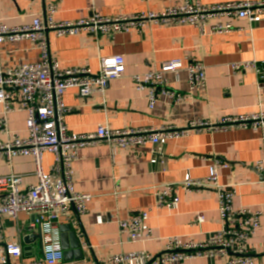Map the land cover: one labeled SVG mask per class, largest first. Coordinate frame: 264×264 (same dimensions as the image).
<instances>
[{
  "label": "crops",
  "instance_id": "obj_1",
  "mask_svg": "<svg viewBox=\"0 0 264 264\" xmlns=\"http://www.w3.org/2000/svg\"><path fill=\"white\" fill-rule=\"evenodd\" d=\"M264 0H199L204 6L232 2ZM184 0H0V23L9 27L31 25L36 18L46 20L50 15L56 22H75L93 14L117 17L128 14L162 12L165 8L181 5ZM50 5L55 12L50 14ZM230 23L232 30L213 33L217 22ZM50 53L61 69L87 67L98 72L100 59L122 55L125 73L108 83L105 93L91 97L68 90L63 99L71 111L65 117L69 131L78 134L96 133L99 125L112 129L126 128H186L190 122L205 120L215 123L226 117L264 113V15L252 23L244 17L211 19L206 33L188 23L158 24L148 22L119 32L113 38L80 33L74 36L48 34ZM2 59L8 66L40 61V49L32 40L6 41L2 44ZM182 60L186 66L193 60L205 67L206 88L191 89L186 70L178 77L166 73L168 87L187 96L180 103L166 95H158L153 108L149 106L147 91L136 88L132 76L160 70L162 64ZM257 62L262 68L235 70L234 66ZM2 106L0 105V117ZM25 111L7 117L10 134L2 133L3 140L29 136ZM264 156V127H240L211 130L191 129L181 138L167 141L163 156L152 163L154 146L117 147L106 142L83 146L71 165L76 192L91 195L87 212L77 215L74 209L60 220V228L70 226L80 247L69 246L64 264H112L114 254L145 250L153 256L166 249L167 237L204 242L222 226L219 195L212 188L187 191L179 186V205L176 209L158 206L157 192L167 184H181L186 175L205 179L214 160L228 163L219 170V181L236 190L234 205L261 212L260 227L245 245L255 262L264 263V174L255 164ZM157 157V156H156ZM43 170L51 173L54 156L43 155ZM36 164L32 156H17L9 164L0 158V176L20 174L22 188L37 183ZM147 211L148 225L153 238L131 242L121 234L119 222L131 215ZM204 222L195 221L197 213ZM6 241H17L23 248L31 247L22 260L27 263L42 257L40 231L27 237L26 228L33 216L21 213L17 219L2 218ZM29 241V242H28ZM229 255L187 259L177 264H227Z\"/></svg>",
  "mask_w": 264,
  "mask_h": 264
},
{
  "label": "built area",
  "instance_id": "obj_2",
  "mask_svg": "<svg viewBox=\"0 0 264 264\" xmlns=\"http://www.w3.org/2000/svg\"><path fill=\"white\" fill-rule=\"evenodd\" d=\"M50 14L55 6L50 5ZM264 15V1H245L204 6L199 0H184L176 7H168L162 12H149L121 15L117 17L93 14L91 17L75 22H56L50 15L46 20L36 18L31 25L9 27L0 23V134H10L7 126L8 115L25 111L28 114L26 126L29 136L3 140L0 138V158L7 163L17 156H32L36 164L37 183L22 188L20 174L10 173L0 176V264H64V250L61 242L60 220L69 218L74 209L77 215L87 212V202L91 195L75 191L71 175V165L78 157L83 146L106 142L113 150L117 147L154 146L152 163L168 140L181 138L189 130L209 128L213 130L240 127H264V113L226 117L215 123L205 120L190 122L186 128H126L112 129L107 124L99 125L96 133L78 134L69 131L65 117L71 111L64 95L75 89L80 96L91 97L96 93H105L108 83L125 73V60L122 55L100 59L98 72L87 67L61 69L59 62L52 58L48 34L53 31L57 36H74L89 33L96 37L113 38L116 33L127 32L133 27H141L148 22L158 24L188 23L199 28L205 34L206 25L211 19L224 17H244L252 23H258ZM230 23L217 22L211 28L213 33H225L232 30ZM32 40L40 49L41 59L37 63H20L8 66L2 59V44L6 41L17 42ZM256 68L262 72L257 62L235 65L237 71ZM186 70L191 89L202 91L206 88L205 67L202 62L193 60L186 66L182 60L164 62L160 70L143 75L132 76L136 88L147 91L150 108H153L158 95H166L176 103L183 102L187 96L171 90L165 77L174 73L177 77ZM51 153L54 165L51 173L43 170V155ZM157 156V157H156ZM228 163L214 160L209 167L208 177L194 179L186 175L181 184H167L156 194L158 206L176 209L179 205L177 188L187 191H199L212 188L219 195V212L223 226L204 242L183 240L179 236L167 237L166 249L158 256L145 250L114 254L109 257L112 264H177L178 262L202 257L229 255L227 264H264L255 262L251 250L245 245L257 233L260 227L261 212L245 208H236L234 198L236 190L232 185H223L219 181V170L227 168ZM255 168L264 174V156L255 164ZM21 213L33 216L26 233L32 235L40 231L42 235V257L27 263L22 260L25 251L21 243L6 241L2 218L17 219ZM147 211L137 212L127 220L119 222L121 234H126L131 242L153 238L148 225ZM69 220L75 223L71 217ZM195 221L204 222V215L197 213Z\"/></svg>",
  "mask_w": 264,
  "mask_h": 264
},
{
  "label": "water",
  "instance_id": "obj_3",
  "mask_svg": "<svg viewBox=\"0 0 264 264\" xmlns=\"http://www.w3.org/2000/svg\"><path fill=\"white\" fill-rule=\"evenodd\" d=\"M40 237L41 232H40ZM30 238L35 239L34 235H30L27 237V240H30ZM29 242V241H28ZM61 242H62V246H63V250H64V256H66L67 254V249L69 246L75 247V248H79L80 244L79 241L76 238V235L74 233V231H72L70 229V226H64L61 227ZM25 252L30 251L31 247H25L23 248Z\"/></svg>",
  "mask_w": 264,
  "mask_h": 264
}]
</instances>
